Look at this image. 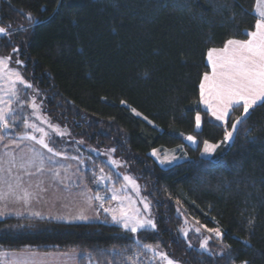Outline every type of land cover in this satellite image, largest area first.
<instances>
[{"label": "trees", "instance_id": "1", "mask_svg": "<svg viewBox=\"0 0 264 264\" xmlns=\"http://www.w3.org/2000/svg\"><path fill=\"white\" fill-rule=\"evenodd\" d=\"M254 6L255 0H0V26L12 32L0 37V56L24 62L19 66L39 89L44 113L71 134L53 146L59 151L71 145L68 155L86 159L85 182L92 193L93 163L77 142L115 147L151 202L160 230L135 236L107 216L97 223L11 216L0 219V253H80L79 264H117L119 257L113 260L101 250L115 246L131 254L138 237L159 243L181 264H214L218 258H197L180 237L179 208L189 221L221 228L223 242L235 250L232 264L245 259L264 264V108L247 121L255 143L240 132L234 146L217 149L213 163L202 162L197 150L200 141L215 143L224 135L223 125L213 123L198 103L202 74L209 71L207 50L228 38L246 39L243 33L255 24ZM24 13L36 23L30 26ZM188 135L197 136L196 147L187 144ZM153 148L179 149L187 159L161 168L150 155ZM90 156L97 174L103 167L116 176ZM250 218L254 225L247 224ZM212 248L220 251L219 242Z\"/></svg>", "mask_w": 264, "mask_h": 264}, {"label": "snow or ice", "instance_id": "2", "mask_svg": "<svg viewBox=\"0 0 264 264\" xmlns=\"http://www.w3.org/2000/svg\"><path fill=\"white\" fill-rule=\"evenodd\" d=\"M220 6L224 7L225 5ZM254 13L256 19L253 29L245 30L243 33L247 37L246 39L228 38L222 47H212L207 50V61L210 65V71H205L202 74V79L199 84L200 100L198 103H203L208 113H210V116L222 123L224 135L222 140L215 143L209 140L199 142L202 145V150L199 147L197 150L200 151L202 162H215L210 158L216 156L217 149L221 148V145L229 148L234 146L239 139L240 132L245 133L253 143L257 141V137L252 135L247 121L257 108H264V0H255ZM24 15L28 19L30 26L36 23L31 13H24ZM11 35L10 28L0 26V36L10 37ZM19 51L20 49L16 47L12 49L13 53H19ZM13 63L23 65L24 62L20 59L13 61L11 55L0 56V128L3 130L10 129L14 126L9 122L10 120L16 119L12 104L22 100L21 92L26 93V90H32L33 92L39 91L33 83L25 79V76L18 68L10 67ZM27 103H30L31 108L34 110L33 114L40 112L41 105L36 102L35 96H33L31 101H27ZM121 103L126 102L121 101ZM131 111L137 116H142V113L138 112L135 108H132ZM236 112L240 114L235 115ZM37 118L43 119L39 115ZM143 119L148 121L149 124L153 123L148 120L147 116H144ZM22 122L25 127L41 133V136L38 138L36 135L25 133L21 139L35 141L46 149L48 153L52 154L47 157L50 163H58V161L53 160V157H59L65 154L49 145V142L45 139L49 137V133L36 123H29L28 119H23ZM44 122L48 123V127L54 129L60 136L70 135V133L60 131L59 125H53L46 119ZM201 126L202 118L200 113L197 112L195 115V128L200 129ZM185 138L193 145L198 144L197 136L188 135ZM2 139L3 137H0V140ZM260 140L264 142V133L261 134ZM77 143L83 144L84 142L78 141ZM180 150L181 152L184 151L183 145L180 146ZM92 151L98 150L92 149ZM116 151L117 149L113 147L105 151L103 155L109 157V153H115ZM174 152L175 150H173L172 154L167 151L161 153L159 149L153 148L150 155L155 157L160 165H173L185 159V156H176ZM9 155L11 154L9 153ZM37 155L39 156L40 154L37 153ZM72 159L79 160L80 164L85 163L79 156L72 157ZM9 163L14 164L15 158H12ZM28 163H32V161H28ZM108 163L115 169H120L127 162L109 157ZM95 167V162H93V182L97 185L102 183L110 184L111 187L108 191L111 192V195L108 196L106 192L102 196L97 192L92 196H87L86 200L89 203L99 201V207L111 215L112 223L119 225L127 233L136 234L151 231L158 235L160 230L156 217L152 212L151 202L147 197L141 196V186L137 183L136 179L131 175L118 173V179L122 178L124 183L117 188L116 182L113 181L110 173H105L104 168L100 167L99 173L97 174L94 170ZM38 170L41 172L44 171L43 157L40 158V167ZM3 171L4 169L0 165V172ZM7 171L10 173L11 167ZM49 171H52L56 177L60 176V173L55 168H50ZM17 181H19V177H17ZM0 183L7 184L10 193L14 191L13 185L8 183L2 176H0ZM129 186L135 192L136 197L139 198L142 207H137V201L131 195L126 194ZM4 195V192L0 191V200L4 199ZM31 195L27 190H24L22 198L27 199ZM111 201H117V206L105 208V202L111 203ZM177 212L183 218V224L177 231L185 239L187 248L197 252V258L205 255L208 257H216L218 259L214 261V264H220L219 258L222 257L226 262L232 264V253L235 250L232 249L230 244L223 242L224 232L221 231L219 226L209 228L207 225H200V222L195 220V218L189 221L184 212H181L179 208H177ZM0 215H3V213L0 212ZM35 215H39V213H35ZM77 218L81 220L89 219L83 214ZM254 223V218H250L247 221L248 225H254ZM217 225H219V222H217ZM202 228L209 235H204L201 231ZM190 232L196 234L199 239L200 243L198 248H194L191 239H189ZM214 238L219 242L220 251H214L209 247V241ZM242 243L249 245L248 240H243ZM2 254L0 253V255ZM101 254L105 256L111 255L113 260L119 257L120 260L117 264H144V261H147L148 264H161V262L162 264H179V261L174 260L166 251L161 249L159 243L155 245L145 243L138 237L135 238V249L131 254H128L127 248L117 249L115 246L112 249L101 250ZM142 257L143 261L141 260ZM240 264H250V262L245 259L240 261Z\"/></svg>", "mask_w": 264, "mask_h": 264}, {"label": "rangeland", "instance_id": "3", "mask_svg": "<svg viewBox=\"0 0 264 264\" xmlns=\"http://www.w3.org/2000/svg\"><path fill=\"white\" fill-rule=\"evenodd\" d=\"M13 61H15L14 57H13ZM10 67H16L22 72L19 65H16L13 63L10 65ZM18 87L22 88L23 86H18ZM33 96H35L36 102L41 105V109L38 114H33L34 110L31 108L30 103H27V101H31ZM21 97H22L21 101L14 102L12 104V108L15 110L14 114L16 116V119L10 120L9 122L10 124L14 126L7 130H3L2 128H0V137H3V139L0 140V165H2L4 169L3 172H0V176H2L6 181H8V183H11L12 185H14L13 186L14 191L10 193L8 190L7 184L0 183V191L4 192L5 194L4 197L7 196L8 194L12 197L13 194L19 193L20 190L17 186V183H15V181L17 180V177H19V180L21 177L24 176V177H27L28 179L33 178L34 180L41 179V180L57 181L59 182L60 187L62 184H64L69 188L65 190L67 191L65 193H63L60 187L56 188L60 190V195L56 197L53 193L55 188L48 187V186L46 187L47 189H52L53 192L51 194H52L53 199L59 200L61 202L63 200H66V202L68 203L66 207L50 208V210H53V213L55 215L63 213L67 215L65 219L70 220V221H75V223L102 222L103 216H107L111 219V215L105 212L103 208L99 207V203H100L99 201H92L91 203H89L86 200L87 196H92L95 193H92L90 191V189L87 187L86 182H85L84 173H85L86 165L80 164L79 160L72 159L73 156H70L67 154V150L71 148L70 147L71 145H66L67 149L64 148L65 150L64 149L59 150L63 152L65 155L59 156V157H53L54 161H58V163L53 164V163H50L47 159V157L51 156L52 154L48 153L47 150L44 149L41 145H39L33 140L21 139L25 133L36 135L38 138L41 136V133L35 132L33 129L25 127L22 122L23 119H28L29 123H36L40 127L44 128L45 131L49 133V137H46L45 139L47 142H49V145L51 147H54L53 146L54 143L58 140L65 141V140H70L69 138H71V134L70 135L66 134L64 136L58 135L54 131V129L48 127V123L44 122V120L46 119L49 123L53 125H57L49 119L47 114L44 113L42 103L39 101V97L37 96L36 92H33L32 90H26V93L21 92ZM38 115L42 116L43 119H38L37 118ZM139 117H142V116H139ZM59 128H60V131L62 132L70 133L69 130L63 127L59 126ZM200 129H196V130H200ZM187 143L190 144L191 142L187 140ZM80 146H82L85 149V152L88 153V157H91L90 155H92L95 158L101 159L111 169V171L116 175L115 176L113 174L115 177H112V178H113V181L116 182L117 188H119L120 185L124 183L122 178L118 179V176H117L118 173H123L124 175H131L132 177H134L133 174L130 173L126 165H124L120 169H115L111 164L108 163L109 157L115 158L117 160H120V159L116 157L115 153H109V157L104 156L103 153L108 150L107 148L105 149L94 148V147L87 145L85 142L83 144L79 143V147ZM75 147L77 149L79 148L78 146H75ZM92 149H97L98 151H92ZM55 150L57 149L55 148ZM159 150L161 151V153H163L164 151H167L170 154H172L173 150H175L174 154L176 156H180L179 155L180 153L177 151L179 149H173V150L159 149ZM9 153L11 155H9ZM37 153H39L40 155L38 156ZM82 155L84 154L82 153ZM41 157L44 158V171L42 172L38 170L40 167ZM151 157L158 163L155 157L153 156ZM12 158H15L14 164L9 163V161L12 160ZM84 160L86 161V159ZM184 160L176 162L173 165L181 163ZM28 161H32V163H28ZM90 161L92 163L95 162V160L92 157ZM22 164L23 166H21ZM158 165L161 168H168V167L173 166V165H160L159 163ZM10 167H11V172L9 173L7 170ZM50 168H55V170L60 173V176L59 177L54 176L53 172L49 171ZM29 173H31V175H29ZM137 183L141 186V184L138 181ZM110 187L111 185L107 183H102L99 185L95 184L96 193L99 192V194L102 196L105 195L106 192L108 196L111 195V192L108 191ZM79 189H81V191ZM126 194L131 195L132 198L137 201V207H142V204L140 203L139 198L136 197L135 192L131 189V186H129L128 189L126 190ZM141 196L146 197L142 186H141ZM39 200H44V198L42 199L39 198ZM77 201H80L82 204L80 207L81 210H75L74 207L68 206L69 204L77 203ZM117 203H118L117 201H111V203L105 202L104 207L105 208L116 207ZM15 206H16V202H15ZM10 209L11 207L7 205L0 206V212L3 213V215H0V218L12 213V210L9 212ZM45 211L48 212V209L46 208ZM81 214L86 215L89 219L88 220L78 219L77 217H79ZM196 226H199V225H196ZM201 231L204 235H209L207 232L204 231L203 228L201 229ZM137 234L138 233L134 235L136 236ZM179 235L185 241V239L181 236L180 233ZM189 239H191L194 248L199 247L200 241L197 238L196 234L190 232ZM216 242L218 241H216L215 238L213 240H210L209 247L212 248L213 243L215 244Z\"/></svg>", "mask_w": 264, "mask_h": 264}, {"label": "crops", "instance_id": "4", "mask_svg": "<svg viewBox=\"0 0 264 264\" xmlns=\"http://www.w3.org/2000/svg\"><path fill=\"white\" fill-rule=\"evenodd\" d=\"M255 14V13H254ZM207 65L208 64L206 58ZM201 108L205 112L208 113L206 107L203 103H201ZM210 120L218 125H222L220 121H216L214 118L210 116L208 113ZM202 118V116H201ZM187 141V140H186ZM188 144V143H187ZM191 147H196L197 145L188 144ZM18 183L19 193L13 194L12 197L8 194L4 197V199L0 200V206L7 205L10 206L12 213L9 215H5L0 219L6 217H27V218H35L40 220H52L56 222H64V223H75V221H70L65 219L67 215L54 214L53 210L50 208L56 207H66L68 204L66 200L62 202L59 200H55L52 197V189H47L46 187H54V195L58 197L60 195V190L56 189L60 187L59 182L57 181H49V180H34L33 178L28 179L27 177H21L19 181H15ZM14 186V185H13ZM37 188V190H36ZM63 193L67 188L66 185L62 184L60 187ZM24 190H27L32 195L24 199L22 198L24 195ZM81 191V189H79ZM78 190V191H79ZM79 191V192H80ZM44 198V200H39ZM16 202V206H15ZM81 202L77 201V203L69 204V207H74L75 210H81ZM16 207V208H15ZM48 209V212L45 209ZM35 213H39V215H35ZM70 213V212H69ZM0 255V264H79L80 259L84 257L83 254L80 253H39V252H1ZM35 254V255H33Z\"/></svg>", "mask_w": 264, "mask_h": 264}]
</instances>
